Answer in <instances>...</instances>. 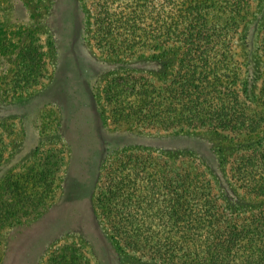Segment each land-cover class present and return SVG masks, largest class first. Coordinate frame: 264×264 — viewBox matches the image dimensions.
Here are the masks:
<instances>
[{
  "label": "rangeland",
  "instance_id": "rangeland-1",
  "mask_svg": "<svg viewBox=\"0 0 264 264\" xmlns=\"http://www.w3.org/2000/svg\"><path fill=\"white\" fill-rule=\"evenodd\" d=\"M89 3L0 0V264H142L115 244L95 205L103 181L108 174L119 178L117 161L132 150L196 159L231 211L264 203L250 200L228 173L240 142L216 131L131 126L121 117L115 109L125 102L121 84L126 81L127 93L141 76L168 75L181 47L102 48L113 41L94 36L88 13L96 6ZM142 4L156 13L162 0ZM251 4L235 49L244 63V89L256 98L264 0ZM146 216L158 221L159 213Z\"/></svg>",
  "mask_w": 264,
  "mask_h": 264
},
{
  "label": "trees",
  "instance_id": "trees-1",
  "mask_svg": "<svg viewBox=\"0 0 264 264\" xmlns=\"http://www.w3.org/2000/svg\"><path fill=\"white\" fill-rule=\"evenodd\" d=\"M253 1L162 0L154 13L142 0H90L96 7L88 17L100 43L113 41L102 47L111 52L180 45L177 66L164 77L141 76L127 93L126 81L120 86L113 78L125 95L123 107L120 102L115 109L131 126L216 131L240 142L228 173L257 201L264 199V67L258 96L250 98L235 49ZM165 2L173 7H162ZM259 51L264 63V26ZM152 157L149 151H130L117 161L119 178L108 174L95 196L117 246L136 253L142 264H264V203L231 211L196 159ZM147 211L159 213L158 221L149 220Z\"/></svg>",
  "mask_w": 264,
  "mask_h": 264
}]
</instances>
